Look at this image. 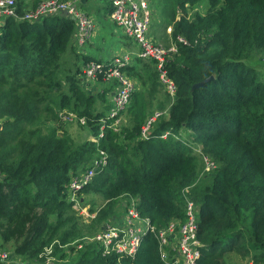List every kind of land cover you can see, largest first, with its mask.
Returning a JSON list of instances; mask_svg holds the SVG:
<instances>
[{"label": "trees", "instance_id": "16d2710c", "mask_svg": "<svg viewBox=\"0 0 264 264\" xmlns=\"http://www.w3.org/2000/svg\"><path fill=\"white\" fill-rule=\"evenodd\" d=\"M201 2L164 4L181 11L178 20L174 14L163 22L165 27L172 23L170 40L177 46L165 64L176 87L172 99L153 61L133 58L120 68L128 78L151 69L144 82L172 100L147 139L141 130L153 112L135 87L125 110L109 118L116 82L109 81L101 92L82 85L84 66L108 67L113 57L103 60L86 50L93 36L78 50L71 19L55 15L29 23L10 18L0 27L1 250L10 245L13 256L26 264H43L38 257L49 246L60 261L70 257L72 264H165L152 234L142 237L132 257L106 255L93 243L70 246L83 237L85 226L68 202L69 183L103 152L105 166L79 192L83 201L89 195L101 198V219L113 218L116 206L125 209L134 199L139 214L159 230L183 220L187 194L197 208L198 264H226L229 254L264 262V74L248 61L264 51V0H207L204 14L188 16L185 6ZM16 4L18 16L30 9L24 0ZM82 9L92 16L83 4ZM101 9L110 15L109 2ZM178 36L187 45L177 43ZM126 39L119 41L135 51ZM67 53L68 61L62 57ZM208 77L212 80L193 89ZM53 103L54 118L63 111L83 118L95 140L75 144L64 131L58 134L60 127L46 133L33 128L41 107ZM124 113L127 124L114 126ZM203 157L215 163L214 170L203 172Z\"/></svg>", "mask_w": 264, "mask_h": 264}, {"label": "built area", "instance_id": "2783aa9c", "mask_svg": "<svg viewBox=\"0 0 264 264\" xmlns=\"http://www.w3.org/2000/svg\"><path fill=\"white\" fill-rule=\"evenodd\" d=\"M107 1L111 6L109 19L120 28L126 38L131 40L136 49L135 51H124L113 56L108 67L94 62L87 64L82 68L81 83L86 90L91 91L93 83L99 77H102V80L106 82H116L111 94L112 107L109 110L108 117L117 118L128 106L130 96L135 87L132 81L120 71V68L131 62L133 58L153 61L158 72L159 83L164 92L170 98L174 97L176 87L167 75L165 64L175 56L177 46L175 42L164 45L150 37L149 30L152 23V13L148 0ZM55 15H64L74 22L75 33L73 34V42L78 50L83 49L94 35L95 21L82 9L81 0H38L34 8L24 11L21 16H18L17 13L16 0H0V27L10 18L35 23L45 17ZM176 41L187 45V41L183 37L178 36ZM63 113L68 112H59L61 115ZM70 114L75 118L77 117L72 113ZM61 115L60 118L63 120ZM162 115V112H156L148 117L146 124L141 130L142 139H147L152 123ZM77 120L80 124L86 125V121L83 118H78ZM119 120L120 117L115 120L114 126ZM98 155L99 157L92 161V165L88 169L72 177L69 183L67 198L76 212L80 211L79 207L83 203V199L79 195L80 190L89 184L97 170L106 164L105 154L99 152ZM203 161V172H210L215 169V163L209 158L203 157ZM187 192L188 189L186 188L184 193ZM186 195L184 194L183 220L171 221L166 227L157 230L151 225L148 218H144L139 214L136 208V200L131 199L125 206L123 216L115 215L111 218V221L117 220L115 224L106 225L105 228L93 234V236L82 238L81 242L96 244L106 255L115 254L119 257H132L136 253L142 237L146 234H152L158 243L160 259L165 264H198L202 246L197 238V208L194 202L187 198ZM81 247L82 243L76 245L77 249ZM51 253L52 246L46 247L38 258L43 264H51ZM16 258L7 251L0 249V264H15ZM16 264L26 263L17 258Z\"/></svg>", "mask_w": 264, "mask_h": 264}, {"label": "rangeland", "instance_id": "374dc122", "mask_svg": "<svg viewBox=\"0 0 264 264\" xmlns=\"http://www.w3.org/2000/svg\"><path fill=\"white\" fill-rule=\"evenodd\" d=\"M30 1L31 0H24V3L28 6L27 8L32 7L31 3H26ZM148 1L152 13V24L150 26L149 35L154 41L158 43H162L164 45H168L171 42H173L170 40L172 23L170 25H167V27H165L163 25V22L168 18L172 19L174 14H175L174 21L178 20L179 17L181 16V11L178 8V6L176 7L170 6V9L168 8V5L164 7L166 0H148ZM107 3L108 2L105 0H91L85 5L86 8L88 9L85 10H87L92 16H94L95 17L94 19L96 20L94 35L89 43L91 46H88L86 50L94 57H100L103 60L106 59L110 60V58L113 57V54L119 53L122 50L130 52V49H132V47L130 48L129 44L121 43L119 41L122 38L126 39L122 31L113 22H111V20L108 18V15L106 17L104 16L102 12L103 10L101 8L105 6V4ZM97 8L101 10L98 13L96 12ZM185 8H187L188 10V16H190L193 13L204 14L208 8V3L207 0H202L200 4H198L193 8L188 6H185ZM126 40L127 42L131 43V40L128 39ZM134 50H135V45H134ZM62 57H64L67 61L70 59L68 53L62 55ZM66 60L64 59L61 60V64L63 68L68 67ZM248 61L251 64L255 65L264 74V51L254 52L253 54L250 55ZM136 66L138 68H141V62L136 64ZM150 71L151 69L145 67L143 70L140 71L139 76L137 77L131 76V78L129 77V79L134 84L137 92H139L145 97L149 112H153V114H155L156 112H162L164 114V112H167L166 110L168 108V104L169 102L171 103L172 98L171 99L169 98L168 100L166 95L159 87L156 88L155 92H152L150 90L151 88L150 82H144V80H147ZM138 77L141 79H139ZM110 85L111 83L109 82L93 83L95 90L99 92H101L103 87H109ZM56 95L57 93L53 94L52 98L55 99ZM107 104H110L108 100H107ZM48 108H53V109L48 110ZM96 108H99V105H97ZM40 110H41L40 113L41 115L39 117V120L35 122L33 128L38 129L41 133H46L49 130V128L52 127H60V133L58 134L61 135L62 134L61 131H64L65 134H67V136H69L70 139L75 144H81L87 140L93 141V137L90 134V132L87 130V128L78 122L77 117L75 118L74 116H71V114L68 111H66L68 113H63L62 115L58 113L56 118H54L55 110H57V105H55L54 103L50 105V107H47V105H43ZM60 115L62 116L63 120H61ZM127 121H128V117L124 113L120 117V120L116 124V126H119L120 124L126 125ZM84 197H85V201H83V203L80 205L79 207L80 211L79 212L74 211L76 213L75 215L79 223L85 226V228L81 231V234L83 236L82 238L91 237L93 236V234L105 228L106 225L115 224L117 222V220L111 221V218L101 219V214H100L102 210L101 208L105 205V203L102 202L101 198L92 195L84 196ZM91 209L93 210L90 211ZM116 210L118 213L117 216L119 215L123 216V214L125 213V209L119 206H116ZM82 238L71 243L70 246H74L80 243ZM5 247L8 250L7 252L9 254H12L9 251L10 245L7 246L5 245ZM50 256H51V260H50L51 264H72V259L70 257H67L63 261H60L57 257L58 255L54 254V251L51 253ZM71 257H73V255H71ZM14 258L16 257L14 256ZM15 261L16 264L17 258L15 259ZM226 264H264V262L255 263L251 259V257L243 259L235 254H229L226 256Z\"/></svg>", "mask_w": 264, "mask_h": 264}, {"label": "crops", "instance_id": "0c3cea01", "mask_svg": "<svg viewBox=\"0 0 264 264\" xmlns=\"http://www.w3.org/2000/svg\"><path fill=\"white\" fill-rule=\"evenodd\" d=\"M34 1H37L38 2V0H31L30 2H26V3H31V4H33V3H35ZM82 1V4L85 6L89 1H91V0H81ZM105 1H107V0H105ZM108 2V1H107ZM95 17L93 16V19H94ZM108 18H109V15H108ZM94 21H95V24H96V20L94 19ZM122 52H124V50H122L121 52H119V53H115V54H113V56H116V55H118V54H121ZM112 57V56H111Z\"/></svg>", "mask_w": 264, "mask_h": 264}, {"label": "water", "instance_id": "95a60500", "mask_svg": "<svg viewBox=\"0 0 264 264\" xmlns=\"http://www.w3.org/2000/svg\"><path fill=\"white\" fill-rule=\"evenodd\" d=\"M210 80H212V77H208V78L205 79L204 81H202V82H200V83H198V84H195L194 87H193V89H196V88H198V87H201L203 84H205L206 82H208V81H210Z\"/></svg>", "mask_w": 264, "mask_h": 264}]
</instances>
